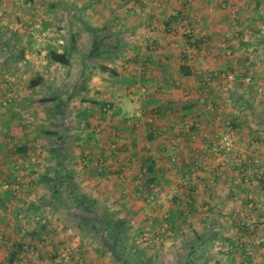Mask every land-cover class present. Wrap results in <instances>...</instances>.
Returning <instances> with one entry per match:
<instances>
[{
  "label": "crops",
  "instance_id": "0c3cea01",
  "mask_svg": "<svg viewBox=\"0 0 264 264\" xmlns=\"http://www.w3.org/2000/svg\"><path fill=\"white\" fill-rule=\"evenodd\" d=\"M227 131L231 154L219 150ZM58 149L102 208L138 210L132 240L144 259L185 264L207 238L199 264H264L261 0H0V185L21 178L10 199L0 192V264L16 241L25 246L13 264H123L61 201ZM225 240L247 252L228 256Z\"/></svg>",
  "mask_w": 264,
  "mask_h": 264
},
{
  "label": "trees",
  "instance_id": "16d2710c",
  "mask_svg": "<svg viewBox=\"0 0 264 264\" xmlns=\"http://www.w3.org/2000/svg\"><path fill=\"white\" fill-rule=\"evenodd\" d=\"M49 57L58 61L62 64H67L68 59L66 58V53H60L55 50L49 51ZM149 104L154 103V100L148 101ZM151 137L153 135L151 134ZM56 155L59 156L60 161L58 167H60L61 172H64L62 177H59L56 186H58L57 191L61 195V201L68 207H72L76 216H78L83 223L87 224L88 231L95 233L98 236L100 244L108 252L112 253L116 260L120 261L123 264H153V259L151 257L145 258L144 253H140L134 250V245L129 249L126 245V241L130 238V233L133 231L132 228L137 226L139 221V212L138 210H133V215H130V218H126L122 215H119L116 211H109L100 206L97 199L90 198L88 195L83 193L80 189V185L75 180V175L73 171L67 165V158L64 157L63 151L56 152ZM148 181L157 180L154 176L156 172L155 161H149L146 163ZM195 162L189 163L188 166H184L185 171H188L193 167ZM232 175L231 171L228 173V177ZM1 194V193H0ZM3 195V194H2ZM0 196V206L4 201L3 197ZM14 195V192L11 189H8L5 193V198L10 199ZM42 229H45L47 225H42ZM33 236L40 234L39 229L36 227L31 232ZM217 235V233H216ZM211 236V235H210ZM212 238L214 235L211 236ZM217 237V236H215ZM214 244L212 239L203 238L199 243H195L193 246L192 252L189 258L186 260L185 264H199L198 257V248L203 249L202 254L207 250V246ZM223 244L227 245L228 256H235V248H241L240 253L247 252L244 243H230L226 240L223 241ZM25 243L23 241H16L14 243L15 250L10 254L8 261L9 264H13L21 251L24 249ZM198 246V248H197ZM201 246V247H200ZM144 261V263H143ZM208 263V259L204 261V264Z\"/></svg>",
  "mask_w": 264,
  "mask_h": 264
},
{
  "label": "built area",
  "instance_id": "2783aa9c",
  "mask_svg": "<svg viewBox=\"0 0 264 264\" xmlns=\"http://www.w3.org/2000/svg\"><path fill=\"white\" fill-rule=\"evenodd\" d=\"M194 0H190V2H192ZM243 3H246L247 0H241ZM229 5V1L224 3V7H228ZM261 9L264 10V0H261ZM211 10L214 12L217 9L211 8ZM31 32H35L36 31V27L35 26H31L30 27ZM38 32V31H37ZM37 37H45L48 35V31H39L37 34ZM229 53H232L233 50L232 49H228ZM142 95L145 96L146 95V89H142L141 91ZM209 108H212V106L210 105ZM137 117H142V112L140 109H138L137 113H136ZM180 143V140L178 138H171V145L173 147L178 146ZM219 150L221 152L227 153V154H231L233 152H235L236 150V145H235V140H234V136L231 132L227 131V132H223L220 136V145H219ZM178 162H179V158L177 155H174L171 158V164L173 165V167L178 170ZM258 163V161H256ZM20 181L21 178L18 177L16 182H11V181H3L0 185V192L11 189V190H18L20 189ZM152 199V198H151ZM255 204L251 203V207H254ZM3 236L1 235L0 238H2ZM153 240V235L151 233H145L142 236V243L146 242L147 244L152 243ZM145 244V243H144ZM64 264H72L71 258L70 256H67V258L64 260Z\"/></svg>",
  "mask_w": 264,
  "mask_h": 264
},
{
  "label": "rangeland",
  "instance_id": "374dc122",
  "mask_svg": "<svg viewBox=\"0 0 264 264\" xmlns=\"http://www.w3.org/2000/svg\"><path fill=\"white\" fill-rule=\"evenodd\" d=\"M225 180H226V178H225ZM237 180H239V178H237ZM228 181V180H227ZM223 183H224V185H228V183L226 184V182H224L223 181ZM233 185H235L234 183H233ZM232 185V186H233ZM229 186V185H228ZM222 187H223V185H222ZM227 189V188H226ZM177 192L178 191H176L175 193H174V196H175V194H177ZM243 195V194H242ZM244 196V195H243ZM222 197H219V201H225L224 199H221ZM244 199H241V198H239V200L238 199H233L232 201H236V202H238V203H244V201H243ZM131 215V214H130ZM136 227L137 226H135L134 228H132L133 229V231H131L132 233H134L133 234V236L131 235V233H130V238L128 239V241H126V245L128 246V250L132 247V244L135 246L136 245V243L135 242H133V240H132V238L133 237H135V236H137L138 235V231H134L135 229H136ZM137 232V233H136ZM147 232V231H146ZM145 231H142L141 233L142 234H145L146 233ZM136 233V234H135ZM140 234V233H139ZM152 234V233H151ZM135 235V236H134ZM153 240H154V234H153ZM154 244V246H155V243H153L152 242V245ZM223 245H225V244H223ZM149 247H152L151 245L149 246ZM154 248V247H153ZM180 248L182 249L181 251H182V253H184V251L185 250H187L186 248H188V246L187 245H182V246H180ZM178 250V249H177ZM130 251V250H129ZM179 252V251H178ZM180 253V252H179ZM163 254H165V250H164V252L162 253V256H164ZM175 258H172V257H169L170 258V260H168V261H170V264H177V263H180V262H182V258L181 257H179V258H176V256H174ZM169 258H167V259H169ZM205 260H207L206 258L205 259H203V261H205Z\"/></svg>",
  "mask_w": 264,
  "mask_h": 264
}]
</instances>
